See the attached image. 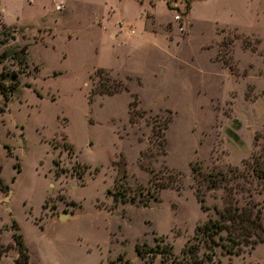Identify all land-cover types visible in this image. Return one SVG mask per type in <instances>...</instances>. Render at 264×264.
Here are the masks:
<instances>
[{
	"label": "rangeland",
	"instance_id": "obj_1",
	"mask_svg": "<svg viewBox=\"0 0 264 264\" xmlns=\"http://www.w3.org/2000/svg\"><path fill=\"white\" fill-rule=\"evenodd\" d=\"M3 29L0 264H17L13 221L31 264H194L182 248L214 207L260 201L240 170L264 153V0H0ZM112 79L127 90L89 100ZM211 254L264 264V241Z\"/></svg>",
	"mask_w": 264,
	"mask_h": 264
},
{
	"label": "trees",
	"instance_id": "obj_2",
	"mask_svg": "<svg viewBox=\"0 0 264 264\" xmlns=\"http://www.w3.org/2000/svg\"><path fill=\"white\" fill-rule=\"evenodd\" d=\"M2 37H0V43H5L10 36L8 30L3 29L1 31ZM25 46H22L17 53L19 55V60L24 59ZM5 52L3 51L0 54V61L4 58ZM100 71H103L102 68H98L94 71L96 75H99ZM2 75V74H1ZM12 76H16L15 73H12ZM111 84H104L103 82L99 83V86L95 90L89 91V100L95 94L102 95L107 94L111 95L117 93L121 90H127V86L123 84L120 80L112 79ZM17 86V80L11 81L7 86L0 81V93L3 98L7 100L9 98V91H13ZM133 99L128 102V106H135L137 103L136 96L132 97ZM133 112H129L131 115ZM167 124V119L161 125V128H165ZM154 129V128H153ZM155 131V130H154ZM155 134V132H153ZM161 138L157 143V146L163 150L164 138L162 137L163 132H160ZM144 153L142 152L141 155ZM193 171H197L195 166H191ZM234 170L237 168L234 167ZM198 172V171H197ZM153 175V174H152ZM204 177V176H203ZM240 177L243 180L244 188L246 192L252 197L251 189L256 194H262V197L259 202H245L243 206H230L226 205L222 208L214 207L217 216L215 218L208 217L202 224L196 225L192 238L195 240L192 244H186L182 251L185 254L191 256L190 262L194 264H201L198 261V249L200 246L204 247L205 257L210 262V264H215L213 258L211 257V250L216 243L224 246L225 249L229 252L240 250V244L247 238L252 239L253 241H264V153L260 152L250 156V160L243 162V167L240 170ZM235 179V177L231 178ZM204 180L209 187H217L222 184V181H229L226 174L214 173L209 174L207 177H204ZM254 183V186L251 184ZM227 184V182H226ZM224 184L223 186H225ZM161 187H170L172 186L171 180L165 178L160 182ZM8 187L4 184L0 177V190H6ZM195 196L200 202V207L205 209L202 204L203 198L196 190ZM15 221H13L14 231L12 232V239L16 246L17 264H31L29 261V255L25 251L24 242L22 235L17 231L18 226ZM224 235L222 236V234ZM220 241V242H218ZM136 252L143 261L148 258V256H155L156 253H160L162 261L169 258V249L167 247L161 248V250H154L152 247L145 248L143 245L135 246ZM151 252V253H150ZM1 254V252H0ZM110 264H115L111 262Z\"/></svg>",
	"mask_w": 264,
	"mask_h": 264
},
{
	"label": "built area",
	"instance_id": "obj_3",
	"mask_svg": "<svg viewBox=\"0 0 264 264\" xmlns=\"http://www.w3.org/2000/svg\"><path fill=\"white\" fill-rule=\"evenodd\" d=\"M56 7H57V8H59V6H56ZM177 17H178V15H176V16H175V18H177ZM122 23H123V21H122V20H119V21H118V24H120V25H121ZM131 32H132V30H131Z\"/></svg>",
	"mask_w": 264,
	"mask_h": 264
},
{
	"label": "water",
	"instance_id": "obj_4",
	"mask_svg": "<svg viewBox=\"0 0 264 264\" xmlns=\"http://www.w3.org/2000/svg\"><path fill=\"white\" fill-rule=\"evenodd\" d=\"M63 217H64L63 214H61V215H60V218H63Z\"/></svg>",
	"mask_w": 264,
	"mask_h": 264
}]
</instances>
